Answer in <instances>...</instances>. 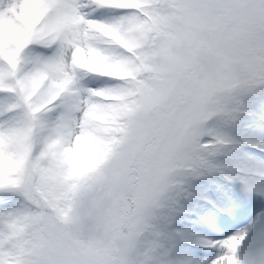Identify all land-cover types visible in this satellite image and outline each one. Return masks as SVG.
<instances>
[{
  "label": "snow or ice",
  "instance_id": "1",
  "mask_svg": "<svg viewBox=\"0 0 264 264\" xmlns=\"http://www.w3.org/2000/svg\"><path fill=\"white\" fill-rule=\"evenodd\" d=\"M0 264H264V0H0Z\"/></svg>",
  "mask_w": 264,
  "mask_h": 264
}]
</instances>
